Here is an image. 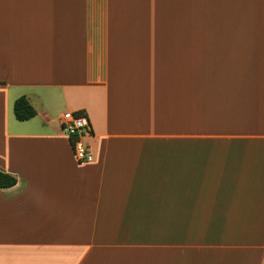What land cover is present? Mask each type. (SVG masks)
<instances>
[{
  "label": "crops",
  "instance_id": "crops-1",
  "mask_svg": "<svg viewBox=\"0 0 264 264\" xmlns=\"http://www.w3.org/2000/svg\"><path fill=\"white\" fill-rule=\"evenodd\" d=\"M0 171V264H264V0H0Z\"/></svg>",
  "mask_w": 264,
  "mask_h": 264
},
{
  "label": "built area",
  "instance_id": "built-area-1",
  "mask_svg": "<svg viewBox=\"0 0 264 264\" xmlns=\"http://www.w3.org/2000/svg\"><path fill=\"white\" fill-rule=\"evenodd\" d=\"M62 133L69 139L75 162L79 165L91 163L94 154L85 141L91 135V126L85 113L65 112L60 121Z\"/></svg>",
  "mask_w": 264,
  "mask_h": 264
},
{
  "label": "trees",
  "instance_id": "trees-1",
  "mask_svg": "<svg viewBox=\"0 0 264 264\" xmlns=\"http://www.w3.org/2000/svg\"><path fill=\"white\" fill-rule=\"evenodd\" d=\"M13 114L17 121L23 122L35 117L36 111L25 97H20L13 104ZM16 183L17 179L13 175L0 171V189L12 188Z\"/></svg>",
  "mask_w": 264,
  "mask_h": 264
}]
</instances>
